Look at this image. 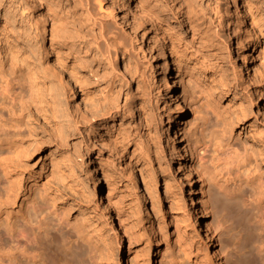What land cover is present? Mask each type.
Instances as JSON below:
<instances>
[{"label": "rangeland", "instance_id": "rangeland-1", "mask_svg": "<svg viewBox=\"0 0 264 264\" xmlns=\"http://www.w3.org/2000/svg\"><path fill=\"white\" fill-rule=\"evenodd\" d=\"M113 1L119 17L101 0H0V137L17 151L11 162L28 179L24 185L32 182L13 204L0 174V237L12 226L24 227L40 233L37 246L47 257L55 253L57 260L58 245L62 255H72L71 264H127L132 252L150 256L152 225L160 240L155 264H192L175 233L194 215L185 162L163 132L168 99L164 86L158 93L151 69L162 70V47L180 55L183 70L189 60L204 59L205 75L188 69L190 78L179 81L187 100L184 137L202 139V129L212 124L207 137L223 139L225 132L253 151L251 163L264 170V0H252L248 9L251 35L234 32L232 0H146L147 11L154 8L161 18L154 27L142 23L140 0ZM124 13L132 29L121 21ZM102 22L108 27L101 35ZM236 34L248 49L246 66ZM253 35L256 47L249 43ZM114 53L127 56L125 74L110 66ZM131 100L140 108L137 129L122 120ZM253 174L255 184L260 175ZM208 190L216 204L215 184ZM257 190L255 212L264 219V187ZM49 194L56 214L45 207ZM25 204L37 210L22 216ZM217 218L216 207L208 221ZM83 227L103 246L102 259ZM218 230L217 264L247 262L232 231ZM258 256L264 264V252Z\"/></svg>", "mask_w": 264, "mask_h": 264}, {"label": "bare ground", "instance_id": "bare-ground-1", "mask_svg": "<svg viewBox=\"0 0 264 264\" xmlns=\"http://www.w3.org/2000/svg\"><path fill=\"white\" fill-rule=\"evenodd\" d=\"M251 1L252 0H243L242 4H238V0H232V3H234V23L237 28L234 32H236V30L241 32L245 29L247 35L252 34L250 31L251 28L247 25L249 16L247 14L249 11L248 9H252ZM113 2V0H101L102 4L110 6V13L112 15L119 17L120 12ZM140 3L142 6L141 14L143 16L141 19L143 24H150L154 27L161 22V18L154 8L153 10L155 11H147L149 8L145 6L146 0H140ZM38 8L40 9L41 7ZM157 8L159 7H156V9ZM121 19L123 23L125 22L127 27L132 29L130 26L131 24H129L130 20L128 13L122 14ZM107 25L106 22H102L100 32H103L101 35L106 31ZM43 34L45 33L43 32ZM243 36H245V34ZM235 37L237 39L236 50L238 57L242 59L243 65L246 66L249 64L248 49L242 41V35L236 34ZM251 37L252 39L249 43L252 47H256L257 40L254 38V35ZM147 46L150 48V45ZM165 50L166 49L162 47L161 58L164 59L162 70L159 72L156 66H153L151 69V76L154 85L157 87L158 93L161 95V91L163 89L165 90V97L168 99V102L166 103L167 107L164 114L165 119L162 121L163 132L166 136H172L170 138V147L172 152L176 155L177 160L185 162V165L182 166L186 171V180L190 186L189 199L194 214L193 218H189V225L181 224L180 227L175 230L178 239H180L184 245L183 252L186 258L193 262L192 264H217L214 244L219 235L218 228L222 227L232 231L237 240V245L242 251V255L249 261L246 262L244 260L245 262H243L237 260L234 264H258L257 256L264 252V219L258 218L255 210L258 206V200L261 198L259 197L261 193L257 189L262 188V186L264 187V178L262 179L261 177L264 170L257 164L258 161H256L254 165L251 163L250 159L255 156L252 153L253 151L248 150L247 147L235 145L230 140L229 135L224 134V131L222 135L223 139L221 136H214L212 133L211 136L209 135L207 137V133L211 132V128H213L212 124L210 127V124H206L207 126L202 129V139L198 138L194 140L189 137L187 140L184 137L183 126L187 116L185 110V103L187 100L185 94H180L178 91L179 81L183 83L184 78L189 77L190 71L188 72V69L198 72L199 75H205L207 69L206 62L204 59L202 60L201 57H195L184 64L186 69L183 70L182 64L177 60L180 55L178 54V56L174 51L172 52L171 49V51L169 50V54ZM57 56V65L59 66L62 60L59 55ZM126 57H124L122 53H114L111 57L110 66L114 70L118 69L119 74L122 72L124 73L122 61L125 60ZM253 65L256 69V73H259L260 71L257 66L255 64ZM192 76L194 77V75ZM199 79L201 78L199 77ZM190 80L191 79H189V81ZM193 82L196 85L195 81ZM162 86H164L163 89ZM192 96L190 95V97ZM258 96L259 100H261L260 94ZM192 98H190V103H188L193 105V100L195 99ZM1 104H3V102ZM126 107L127 109H124L126 112L122 117L124 124L129 122L130 125L132 124L133 129L140 128V108L137 101L131 100ZM191 108L192 107H189L188 110L192 111ZM215 116L219 118L217 113ZM217 120L219 121V119ZM228 124L232 125L233 123L228 122ZM229 128L232 127L229 126ZM203 135L205 138H203ZM123 138L125 139V137ZM11 145L13 144L9 142L7 137H0V174L3 180L8 184V188L6 189L7 199L15 204L17 191L22 189L23 193L28 192L32 182L24 185L28 179L21 177L16 169L18 166L11 162L17 155V151L12 149L10 147ZM198 145L202 146L200 151L204 150L206 156L199 154ZM242 170L247 173V176ZM253 173H258L260 175L259 180L255 183L257 186H255L254 181L251 179ZM51 174L53 173L51 172ZM209 182H211V184L214 183L217 188L216 191L218 192V196L216 204L213 203L212 196L208 190ZM46 192L48 193V190H46ZM28 195L29 194L25 195L26 198ZM49 196L50 199L46 201L45 207H47L51 213L56 214L57 212L54 211L57 203L56 198L52 197L50 194ZM30 205L31 204H25L21 206L24 208L22 216H25L30 208H32V210H37L34 206L31 207ZM214 207L218 208V218L215 222L208 221L210 213L215 209ZM87 227H83L87 232V240H92L94 242L100 252V259H102V257L105 256V251L101 250L103 246L99 244L97 236L93 234L94 232L88 230ZM189 227L192 229L190 232L188 229ZM40 228L39 226L38 229L40 230ZM150 232L149 243L152 245H150V256L147 254L143 256V254L132 252L129 255L127 264L156 263L158 257L157 251L160 249V240L158 241V237L154 238L156 232L152 225ZM39 236L40 233L31 234V229L12 226L5 232L3 237H0V264H71V262H73L74 259L72 255L70 253L67 254L71 256V259H68L66 255H62L58 245L57 260L55 253L49 257L45 256V253L42 251L43 249L37 246ZM28 248H30V251ZM108 261L111 260L109 259Z\"/></svg>", "mask_w": 264, "mask_h": 264}]
</instances>
